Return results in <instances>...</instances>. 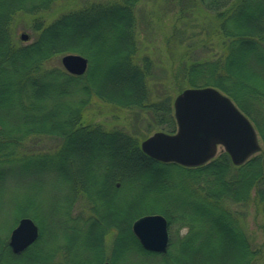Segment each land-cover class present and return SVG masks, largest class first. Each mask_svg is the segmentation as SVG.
Listing matches in <instances>:
<instances>
[{
    "label": "trees",
    "instance_id": "obj_1",
    "mask_svg": "<svg viewBox=\"0 0 264 264\" xmlns=\"http://www.w3.org/2000/svg\"><path fill=\"white\" fill-rule=\"evenodd\" d=\"M56 1L0 0V155L9 163L15 159V150L22 141L19 136L21 132L26 135L38 133L63 136V150L54 155L63 158L67 165L65 158L78 154L76 161L70 160V166L74 168L76 185L83 187L74 188L72 193L77 191L86 195L92 204L103 199V191L112 189L117 193L126 187L130 191L148 188L158 193L160 190L159 195L166 192L170 197V204H179L174 200L178 195L172 190L180 186L182 193L185 191L188 195L192 194V201H185L188 208L199 206V220L212 222L217 225L215 228L225 233L227 241L218 242L222 252L227 250L230 255L232 253L228 258L221 255L217 259L219 255H215L211 241L205 240L201 246L213 250V256L209 253L206 256L201 254L199 262L187 263L255 264L261 258L264 244L262 247L254 245L244 229L237 225L236 211L224 207L229 203L253 205L264 219V2L254 4L247 0H197L198 5L212 15L211 19L217 21L212 30L221 38L219 44L223 51L219 55L209 51L206 52L207 56L189 52L191 50L184 51L181 63L172 75L177 83L175 92L180 93L185 87L218 88L230 96L251 119L263 141V147L239 166L232 163L228 153L221 152L207 164L189 168L150 158L142 151L140 142L122 130L107 132L94 127L91 122L83 123L82 120L81 108L94 95L120 107L152 110L153 118L161 129L170 133L176 130L173 95L152 101L148 79L154 76L153 63L148 58H143L141 62L137 59L135 7L139 0L93 2L79 10L64 13L50 22L40 21L35 26L40 33L33 44L21 49L14 46L9 37V27L16 13L40 14L41 11H49ZM67 52L87 55V73L75 76L66 72L64 77L61 76L62 79L54 70L41 71L44 60ZM95 76H101L102 79H94ZM47 100L54 105L53 110ZM48 111L52 113L54 121H49L52 124L44 127L51 117ZM38 113H42V116ZM5 116L6 119L12 118L7 120L12 126L7 125ZM76 148H79L78 152ZM64 153L65 156L62 155ZM111 157L118 159L114 167L110 162ZM97 169L99 175L95 174ZM104 169H113L107 172L111 173L109 179L105 178ZM85 172H92V181L100 185L86 187ZM172 174L177 175V184L167 183ZM1 176L0 173V179ZM73 178L68 177L67 181ZM117 182L122 184L121 187H118ZM159 195L156 200H150L152 203L148 205L156 206L154 204ZM104 202L100 205L103 208L112 203L111 200ZM115 202L120 220L115 225L117 236L113 244L114 256H102L101 261L109 259L117 264L120 258L136 251L144 254L145 262L150 259V264H155V258L161 260V264H181L179 258L184 249L172 251L176 246L173 239L168 252L159 255L145 250L133 234L132 221L136 217L133 215L142 212L143 209L137 207L146 201L135 208L131 202L119 201V197L113 204ZM29 208L22 207L18 217L27 216L35 221L36 216L31 214ZM157 209L163 211L162 214L171 226L176 216L169 215L167 209ZM133 210L136 214L131 215ZM180 212L179 216L185 217L183 210ZM96 213L101 221L102 217ZM225 220L226 227L221 224ZM42 238L41 232L38 240L21 254H14L6 241L0 242V264H53L52 257L43 254L39 248ZM181 244L183 242H179L178 246ZM97 251H103L100 245ZM231 257L234 260L229 262Z\"/></svg>",
    "mask_w": 264,
    "mask_h": 264
},
{
    "label": "rangeland",
    "instance_id": "obj_2",
    "mask_svg": "<svg viewBox=\"0 0 264 264\" xmlns=\"http://www.w3.org/2000/svg\"><path fill=\"white\" fill-rule=\"evenodd\" d=\"M102 1L105 0H57L49 11H41L40 14L32 15L17 12L9 27L10 40L18 49L31 43L33 44L40 33V30L35 28L36 24L40 21L50 22L64 13L79 10L78 8L93 2ZM247 1L254 4L264 2V0ZM135 14L137 19V59L141 62L143 58H148L154 66V76L148 79L151 87L150 99L152 101L165 98L170 94L173 95V98L178 95L175 92L177 83L174 82V76L172 75L181 63V56L184 51L191 50L189 52L204 54L202 56H207L206 52L209 51V53L212 52L214 55H219L223 51L219 44L221 38L219 39V36L213 33L212 30L216 26L217 21L214 18L211 19L212 15L198 5L197 0H139L135 7ZM22 34L28 36L27 41L23 42L21 40ZM66 54H69V52L55 54L44 60L41 64V71L54 70L60 77L63 76L66 71L61 59ZM75 54H80L87 58L89 65L87 55L82 53ZM63 77L61 78L63 79ZM86 79H89L88 76H86ZM94 79H102V77L95 76ZM46 102L50 104L48 100ZM50 107L52 110L55 108L53 104H50ZM81 109L83 123L91 122L94 127L97 126V128L107 132L122 130L126 134L135 137L140 143L158 131L167 132L156 123L152 110L149 109L120 107L102 101L94 95L87 100L86 106ZM51 112L48 111L50 116L54 118ZM7 120L10 121L12 118ZM8 121L7 125L12 126L13 124H9ZM254 127L256 128L255 125ZM19 136L22 137V141H19L20 143L15 150V159L9 163L8 161L6 162L5 157L0 155L2 170L5 173L4 177L0 179V242L8 240L7 237L11 234L10 230L15 227L12 228L11 226L14 225L15 218L20 215L19 210L22 207L30 206L31 214H35V222L42 230L43 238L39 244V248L43 254L52 257L50 258L53 264H80L83 261L85 264H98V260L103 253L97 251V240L95 242L93 235L97 236L104 227L98 222H93L95 216L90 219L94 214L93 212H89V210L86 212L88 214L86 218L88 219L85 222L71 223L66 219L67 209L70 208L69 203L73 205V216L80 214L79 209L82 204L89 205V209L93 205L86 195H82L80 192L77 193V191L72 193L74 188L83 187L82 185H76L75 178H73L75 177L73 174L74 168L70 166V160L72 162L76 161L75 157L78 154H75L71 158H65L67 159L66 165L63 158H57L54 155L61 149L63 150L65 143L63 137L38 133L26 135L23 132L19 133ZM25 136L28 137L24 139ZM258 137L263 147V141L259 133ZM78 149L76 148L77 152ZM92 152H94L93 149ZM221 152L225 151L222 147H219L216 156ZM62 155L65 156V153ZM92 159L95 161V157ZM105 161L106 158H104ZM110 162L114 167L118 159L111 157ZM79 164L78 162L77 165ZM75 168H78V166ZM104 171L103 174H106L108 171H113V169H104ZM86 174L90 177L92 172ZM95 174H100L98 169ZM110 174L105 178L109 179ZM68 177L73 179L67 181ZM167 181L168 184L171 182L177 184V175L172 174L171 178ZM117 185L121 187L122 184L117 182ZM153 191L155 192V190ZM153 191L148 188L130 191L126 187L117 194V198L119 197V201L131 202L133 206L139 205L143 201L147 202L145 204H150L152 203L150 200H156L158 195L161 194L160 190L158 193L155 192L157 195ZM172 191L178 195L176 199H174L175 197L173 199L178 201L179 204L177 202L173 205L170 204V197L165 192L164 195H159L160 197L154 205L167 209L166 211L169 215L173 216L174 214L176 216L169 230L171 238L173 237L176 243L175 249L172 251L176 252V249L179 248L184 249L179 258L180 263L199 262L201 254L202 256H206L205 254L209 253L213 256L211 253L213 250L210 251L208 248L201 246V242L205 240L211 241L210 243L214 248L215 255H219L216 257L217 259L221 255L227 258L231 256L232 253L230 255V252H227V250L222 252L223 249L219 247V241H227L225 233L215 228L217 225L212 222L206 223L199 220V217H197L199 216L197 212L199 210L198 205H195V207L189 206L190 208H188L185 201H192V194L188 195L185 191L182 193L180 186L179 188H174ZM98 202L100 204L105 203L102 198ZM232 204L229 203L224 208L236 211V216L238 217L237 225L244 229L250 239L253 240L254 245L261 246L264 244V231L262 230L264 219L262 215L256 211L253 205ZM180 210H183L185 217L179 216L181 214ZM15 211H17L16 214ZM162 212L157 208L143 210L137 214L134 212L136 217L133 220L135 221L145 215H162ZM221 216L225 217L224 214ZM134 221H132V224ZM225 222L226 220L221 222V224H224V227L227 224ZM201 223H203V226H201ZM216 224L218 223L216 222ZM211 225L212 227H210ZM77 232L81 234L82 240L80 242L77 241L76 246H73L74 236ZM211 234L212 236L210 237ZM116 236L117 231L112 232V229H109V232L105 235L104 256L106 258L114 256L113 244ZM180 240L183 244L178 246ZM57 247H59L58 250L56 249ZM133 252L129 257L120 258L117 264H150L148 263L150 259L147 262L144 261V254L136 251ZM260 257L255 264H264L263 247ZM157 259H160V257H157ZM87 260L90 263H86ZM228 260L231 262L234 259L231 257ZM153 261L155 264H161V260L157 261L156 258Z\"/></svg>",
    "mask_w": 264,
    "mask_h": 264
},
{
    "label": "water",
    "instance_id": "obj_3",
    "mask_svg": "<svg viewBox=\"0 0 264 264\" xmlns=\"http://www.w3.org/2000/svg\"><path fill=\"white\" fill-rule=\"evenodd\" d=\"M22 38L26 39L27 35L23 34ZM61 62L73 75H83L88 68V59L80 54H66ZM174 115L177 123L174 133L158 131L142 141L141 149L150 158L198 167L211 161L218 148L222 147L232 163L239 166L262 149L251 120L229 96L216 88L183 90L174 100ZM132 229L145 249L167 252L168 222L163 215L139 217ZM38 236V227L33 219L22 218L12 230L10 246L15 253H21Z\"/></svg>",
    "mask_w": 264,
    "mask_h": 264
},
{
    "label": "bare ground",
    "instance_id": "obj_4",
    "mask_svg": "<svg viewBox=\"0 0 264 264\" xmlns=\"http://www.w3.org/2000/svg\"><path fill=\"white\" fill-rule=\"evenodd\" d=\"M23 35V34H22ZM22 35H21V40L24 42V41H27L28 40V36H27V38L26 39H23L22 38ZM32 44V43H31ZM30 44V45H31ZM29 46V45H28ZM25 47H27V46H25ZM204 87H213V86H204ZM187 88H203V87H187ZM187 88H185V89H187ZM213 88H216V87H213ZM184 89V90H185ZM216 89H218V88H216ZM219 90V89H218ZM220 91V90H219ZM182 92V91H181ZM180 92V93H181ZM180 93H178V94H180ZM176 97H177V95H176ZM175 97V98H176ZM175 98H174V100H175ZM174 100H173V108H174ZM0 114H1V112H0ZM21 115H24V113H22ZM38 115H40V116H42V113H38ZM174 118H175V115H174ZM49 121H54V118H51V117H49L48 118V120H47V122L44 124V127H47V126H49V125H51L52 123L51 122H49ZM55 121H56V119H55ZM175 121H176V119H175ZM42 126V125H41ZM60 137H63V136H60ZM64 139V138H63ZM140 145H141V143H140ZM229 155V154H228ZM254 156V155H253ZM155 160V159H154ZM157 161V160H156ZM158 162H161V161H158ZM210 162V161H209ZM162 163H165V164H168V163H173V162H162ZM207 164V163H206ZM180 165V164H179ZM205 165V164H204ZM237 166V165H236ZM185 167V166H184ZM199 167V166H198ZM2 165L0 166V173L2 174V176H1V179L4 177V172H3V170H2ZM189 168H194V167H189ZM81 170V169H80ZM86 173H90V172H85L84 173V176L86 177V181L84 182V184H85V186L86 187H88V188H90L91 186H92V184H94V185H96V186H99L100 184H98L97 182H95V181H92V175L89 177ZM75 175V174H74ZM94 177H96L97 178V176H94ZM103 193V199L105 200V201H107V200H111L112 201V203L111 204H109V205H105V209H106V212H103V214H102V220H101V222H102V226L103 227H109L110 229H112L113 227H115V225L118 223V221L120 220V216H119V214H117V211H116V209H117V206H116V202L113 204V202H114V200L117 198V194L118 193H120L119 191H117V193H116V191H114V190H112V189H110L109 191H103L102 192ZM101 204L99 203V202H96L95 204H93V205H91V206H94L97 210H101L102 209V206H100ZM102 205H103V203H102ZM136 206H134V208H135ZM141 208V209H143V210H152V208L153 209H156L157 208V206H149L148 204H143V205H139L137 208ZM147 208V209H146ZM93 209V208H92ZM142 210V211H143ZM134 211L135 210H133L130 214L132 215V213L134 214ZM97 215V214H96ZM163 215V214H162ZM20 216V215H19ZM135 215H133V217H134ZM163 216H165V215H163ZM25 217H27V216H24V217H19V218H17L16 217V219H15V222H14V225H12L11 227L13 228L14 226L16 227V225H18L19 224V221L22 219V218H25ZM30 218V217H29ZM11 231V230H10ZM11 234H12V231H11ZM11 234H10V236L8 235V240L6 241L7 243H8V245L10 246V237H11ZM103 238V235H101L100 237H99V239H100V247L102 248L103 246H104V242H105V237H104V240H101ZM179 242V241H178ZM180 242H181V240H180ZM143 247V246H142ZM10 248H11V250H12V252L14 253V254H21V253H15L14 251H13V249H12V247L10 246ZM144 248V247H143ZM145 249V248H144ZM145 250H147V249H145ZM147 251H149V250H147ZM132 253H134L133 251H131L129 254H128V257H129V255L130 254H132ZM109 260V259H108Z\"/></svg>",
    "mask_w": 264,
    "mask_h": 264
},
{
    "label": "flooded vegetation",
    "instance_id": "obj_5",
    "mask_svg": "<svg viewBox=\"0 0 264 264\" xmlns=\"http://www.w3.org/2000/svg\"><path fill=\"white\" fill-rule=\"evenodd\" d=\"M105 174V173H104ZM106 176H108L109 175V173H106L105 174ZM72 202V201H71ZM69 209H67V213H66V219L69 221V222H71V223H76V222H79V221H86V219H88V218H86V216H88V214L86 213V212H88V210H89V212H93V214L94 215H92L91 217H94L95 216V218L93 219V222H98V223H100V224H102V222L99 220V218H97V213H96V211L97 212H99L98 213V215H100L101 217H102V214L103 213H101L100 214V210H97L94 206H91L90 207V209H89V205H85V204H82L81 205V208L79 209V212H80V214H78L77 216H73L72 215V208H73V205H71V203H69ZM88 208V209H87ZM93 208V209H92ZM87 209V210H86ZM102 212H106V210H105V207L103 208V210H102ZM17 226V225H16ZM37 227H38V225H37ZM73 227V226H72ZM110 227V226H109ZM109 227H104L102 230H100V232L97 234V236L94 234L93 235V238L95 239V242H96V240H97V246H99L100 244V239H99V237L101 236V235H103V238L101 239V240H104V237H105V235L109 232ZM15 228V227H14ZM13 228V229H14ZM12 229V230H13ZM170 225L168 224V234H169V243L171 242V239H173V237L171 238V236H170ZM11 230V231H12ZM108 230V231H107ZM38 231H39V236L41 235V232H42V230L38 227ZM114 231H117V229L115 228V227H113L112 228V232H114ZM78 233V232H77ZM76 233V235L74 236V241H73V246H76V243H77V241L78 242H80L81 240H82V237H81V234L80 233H78L77 234ZM39 238V237H38ZM38 240V239H37ZM170 245L168 244V247H169ZM58 248L59 247H57L56 249L58 250ZM102 250L103 251H101L103 254H102V256H104V246L102 247ZM54 251H55V249H54ZM65 253H66V251H65ZM155 253H157V254H159V255H164V253H159V252H155ZM102 256L99 258V260H98V264H104V263H106V262H108V263H110V264H113L110 260H108V259H103L102 261H101V258H102ZM105 257V256H104ZM106 258V257H105ZM86 263H90V261L89 260H87L86 261ZM80 264H85V262L83 261V262H81Z\"/></svg>",
    "mask_w": 264,
    "mask_h": 264
}]
</instances>
